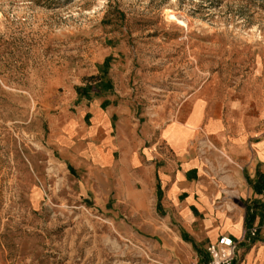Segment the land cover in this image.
Returning a JSON list of instances; mask_svg holds the SVG:
<instances>
[{
	"label": "rangeland",
	"instance_id": "rangeland-1",
	"mask_svg": "<svg viewBox=\"0 0 264 264\" xmlns=\"http://www.w3.org/2000/svg\"><path fill=\"white\" fill-rule=\"evenodd\" d=\"M208 86L264 94V0H0V264H184L85 204L49 128L67 94L141 129Z\"/></svg>",
	"mask_w": 264,
	"mask_h": 264
},
{
	"label": "crops",
	"instance_id": "crops-1",
	"mask_svg": "<svg viewBox=\"0 0 264 264\" xmlns=\"http://www.w3.org/2000/svg\"><path fill=\"white\" fill-rule=\"evenodd\" d=\"M68 95L49 141L85 204L184 264L203 262L223 234L238 241L234 264H264V94L208 86L141 129L119 103L94 98L71 111Z\"/></svg>",
	"mask_w": 264,
	"mask_h": 264
},
{
	"label": "built area",
	"instance_id": "built-area-1",
	"mask_svg": "<svg viewBox=\"0 0 264 264\" xmlns=\"http://www.w3.org/2000/svg\"><path fill=\"white\" fill-rule=\"evenodd\" d=\"M203 145V144H202ZM201 153L203 150L201 149ZM256 227L249 230L251 235L256 233ZM238 249V241L229 235H220L215 241L209 242L205 246L207 258L198 263L192 262L191 264H234Z\"/></svg>",
	"mask_w": 264,
	"mask_h": 264
}]
</instances>
